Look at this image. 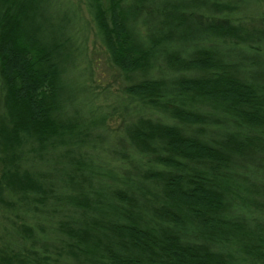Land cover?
I'll list each match as a JSON object with an SVG mask.
<instances>
[{
    "label": "trees",
    "instance_id": "obj_1",
    "mask_svg": "<svg viewBox=\"0 0 264 264\" xmlns=\"http://www.w3.org/2000/svg\"><path fill=\"white\" fill-rule=\"evenodd\" d=\"M88 6L110 59L132 81L126 92L197 131L140 118L130 142L150 150L163 169L123 182L122 197L95 182L103 172L78 156L81 126L63 118L78 92L68 81L76 60L73 10L59 8V0H0L2 181L32 192L34 208L55 202L58 229L79 264H264V225L254 216L253 186L237 166L249 148L264 153V85L232 63L230 50L198 45L199 34L241 42L237 32L224 21L202 29L182 15V5L163 0ZM197 69L209 75H185ZM210 124L211 135L204 133ZM60 147L70 170L52 188L12 170L26 153L40 160Z\"/></svg>",
    "mask_w": 264,
    "mask_h": 264
},
{
    "label": "rangeland",
    "instance_id": "obj_2",
    "mask_svg": "<svg viewBox=\"0 0 264 264\" xmlns=\"http://www.w3.org/2000/svg\"><path fill=\"white\" fill-rule=\"evenodd\" d=\"M163 1L182 5V15L188 20L199 21L202 29L212 21H218V25L224 21L231 31L237 32L236 36L241 42L230 37L199 34L198 45L211 46L220 53H228L227 50H230L232 63L241 65L252 81L264 85V71L260 69L264 66L262 0ZM68 7L73 10L71 15L74 23L70 33L76 55L68 81L78 86V92L76 99L68 105L63 118L82 127L79 128L82 132L83 147L78 156L86 159L94 170L103 172L102 177L95 178V182L104 184L109 190L118 191L122 197L126 195L127 190L123 182L135 181L143 170L154 173L163 169L152 160L150 150L144 154L130 142L129 129L133 123L140 118H151L184 126L192 132L197 130L194 125H185L167 118L129 95L126 86L132 81L129 82L110 59L89 11L88 0H59V8L66 10ZM156 74L158 75V70L153 75ZM202 74L209 75L208 70L197 69L185 73L188 76ZM5 92L0 77V116L4 112ZM205 127L207 132L204 133L209 135L216 129L212 124ZM260 139L264 141V135ZM249 149L245 157L238 161L237 166L246 176L248 186H253L254 216L264 225V153ZM66 151L60 147L57 153L38 155L42 161L26 153L20 160V167H12V170L14 173L30 172V178L39 181L41 186L45 184L47 188H52V182L58 183L56 177L61 178L70 170L69 164L60 158V154L64 155ZM3 157L0 152V264L82 263L80 259L70 255L72 241L58 229L57 222L61 213L51 204L55 202L50 199L45 207L40 206L39 202L34 208L32 203L36 199L32 192L12 190L2 181L4 178L1 173L5 166ZM35 165L38 170L33 168ZM117 202L114 200L116 205L119 204Z\"/></svg>",
    "mask_w": 264,
    "mask_h": 264
}]
</instances>
